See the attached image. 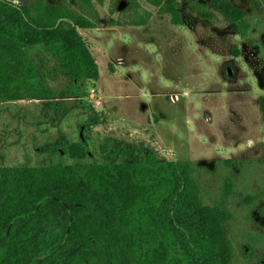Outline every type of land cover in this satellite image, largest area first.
Listing matches in <instances>:
<instances>
[{"label": "rangeland", "instance_id": "374dc122", "mask_svg": "<svg viewBox=\"0 0 264 264\" xmlns=\"http://www.w3.org/2000/svg\"><path fill=\"white\" fill-rule=\"evenodd\" d=\"M54 1L96 22L78 30L100 77L73 80L45 46L31 47L54 98L0 102V165L135 161L148 151L191 160L205 167L197 177L206 202L233 186L234 263L264 264V195L251 198L264 188V4L253 11L250 0H232L251 11L244 36L217 8L203 14L189 0H178L180 24L149 0L131 3L150 11L145 24L132 22L128 0ZM93 112L98 122L83 126ZM81 132L88 154L79 160L68 148Z\"/></svg>", "mask_w": 264, "mask_h": 264}, {"label": "trees", "instance_id": "16d2710c", "mask_svg": "<svg viewBox=\"0 0 264 264\" xmlns=\"http://www.w3.org/2000/svg\"><path fill=\"white\" fill-rule=\"evenodd\" d=\"M149 1L174 23L183 22L178 0ZM189 1L203 14L217 8L242 35L251 33V11L232 0ZM250 1L253 11L264 4ZM128 2L124 10H131L132 22L147 23L150 11ZM95 26L54 0H0V102L54 98L29 54L37 45L69 78L99 79L98 63L78 30ZM98 120L93 112L83 126ZM86 144L82 136L69 153L85 159ZM46 150L57 153L58 147ZM198 167L205 168L152 151L135 161L0 165V264H235L226 231L233 186L226 183L214 203L206 202ZM259 195L264 188L251 198Z\"/></svg>", "mask_w": 264, "mask_h": 264}, {"label": "flooded vegetation", "instance_id": "af4514ba", "mask_svg": "<svg viewBox=\"0 0 264 264\" xmlns=\"http://www.w3.org/2000/svg\"><path fill=\"white\" fill-rule=\"evenodd\" d=\"M49 147V146H48ZM58 147V146H57ZM58 149H59V147H58ZM50 153H53V152H50Z\"/></svg>", "mask_w": 264, "mask_h": 264}, {"label": "water", "instance_id": "95a60500", "mask_svg": "<svg viewBox=\"0 0 264 264\" xmlns=\"http://www.w3.org/2000/svg\"><path fill=\"white\" fill-rule=\"evenodd\" d=\"M81 135L83 136V132H81Z\"/></svg>", "mask_w": 264, "mask_h": 264}]
</instances>
